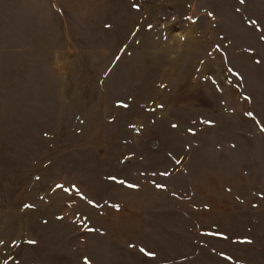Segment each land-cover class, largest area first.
<instances>
[{"label":"rangeland","instance_id":"obj_1","mask_svg":"<svg viewBox=\"0 0 264 264\" xmlns=\"http://www.w3.org/2000/svg\"><path fill=\"white\" fill-rule=\"evenodd\" d=\"M262 37L264 0H0V264H264Z\"/></svg>","mask_w":264,"mask_h":264},{"label":"snow or ice","instance_id":"obj_2","mask_svg":"<svg viewBox=\"0 0 264 264\" xmlns=\"http://www.w3.org/2000/svg\"><path fill=\"white\" fill-rule=\"evenodd\" d=\"M241 2H243V0H241ZM134 7H137V6L134 5ZM262 38H264V37H262ZM160 107H162V106H160ZM248 115H251V113H249ZM173 127H177V125H173ZM58 187H62V186H58ZM157 187H160V185H157ZM0 243H2V242H0ZM149 255H153V254L149 253Z\"/></svg>","mask_w":264,"mask_h":264}]
</instances>
